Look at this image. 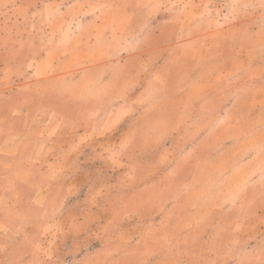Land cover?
I'll list each match as a JSON object with an SVG mask.
<instances>
[{
    "label": "rangeland",
    "instance_id": "obj_1",
    "mask_svg": "<svg viewBox=\"0 0 264 264\" xmlns=\"http://www.w3.org/2000/svg\"><path fill=\"white\" fill-rule=\"evenodd\" d=\"M25 131L0 264H264V0H0Z\"/></svg>",
    "mask_w": 264,
    "mask_h": 264
},
{
    "label": "crops",
    "instance_id": "obj_2",
    "mask_svg": "<svg viewBox=\"0 0 264 264\" xmlns=\"http://www.w3.org/2000/svg\"><path fill=\"white\" fill-rule=\"evenodd\" d=\"M67 109H69V105L66 106V110ZM50 118L51 117L48 116V117L44 118V122L42 120V123L41 122H38V123H40L46 127L48 126V128H49V124H50V128L57 124L58 128L56 130L58 131V133H60V131L63 129V127L66 126V123L70 121V119H68V117H66V118H61L60 121L58 120L54 123V122H50ZM45 119H47V120H45ZM35 120L36 119H31V121L29 123L30 128L32 127V125H34L37 122ZM72 121H74L73 125L76 126L77 122L75 120H72ZM28 129H29V127H28ZM57 131H56V134H57ZM27 132L28 131H25L24 133H19L17 135H9L7 138H4L0 144V153H2L4 156H9V157H12V156L14 157V156H17L18 154H20V151H22V147H21L22 142L21 141L26 140ZM17 140H20V142L15 144V142ZM69 142L70 141H67L65 143V141H63L61 148L55 154H49L48 153V154H46V157H50V156L53 157L55 155L54 159H63L65 157L66 148H67ZM54 163L55 162L53 161V163H51V164H54ZM63 166H65V163H63ZM54 220L58 221V219H56L52 215H49V217L47 218V221H49V222L54 221ZM120 230H121L120 232L122 234L124 227L122 226ZM122 247H123V245H122Z\"/></svg>",
    "mask_w": 264,
    "mask_h": 264
}]
</instances>
